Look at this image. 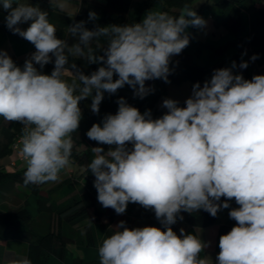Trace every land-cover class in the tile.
Instances as JSON below:
<instances>
[{
  "label": "clouds",
  "instance_id": "obj_1",
  "mask_svg": "<svg viewBox=\"0 0 264 264\" xmlns=\"http://www.w3.org/2000/svg\"><path fill=\"white\" fill-rule=\"evenodd\" d=\"M50 4L65 7L63 0ZM0 7L8 13L7 28L35 47L22 68L0 50V117L23 125L19 149L25 186L60 180L82 119L81 101L91 98L90 109L98 114L105 93L129 85L144 98L153 91L145 81L169 83L171 57L190 43L186 29L206 26L194 5L186 3L178 15L151 9L139 23L89 30L80 21L68 28L77 41L69 45L57 38L47 11L27 0H0ZM88 19L98 17L90 11ZM29 21L26 30L19 27ZM53 57V71L42 74L36 65L43 69ZM69 57L102 66L85 75ZM236 67L232 62L214 70L203 87L194 84L186 107L165 99L162 107L168 111L161 118L153 119L150 110L142 114L120 98L117 113L87 131L89 139L114 146L107 152L93 148L87 164L98 202L118 215L129 203L139 204L166 228L129 229L120 221L98 248L99 264H213L200 257L208 247L200 235L183 228L177 235L171 225L183 220L181 212L202 209L216 217L233 198L239 207L229 217L236 225L220 236L215 264H264V75L247 80L233 73ZM247 67L248 62L239 64ZM66 71L73 78L66 79ZM11 264L32 262L22 258Z\"/></svg>",
  "mask_w": 264,
  "mask_h": 264
},
{
  "label": "trees",
  "instance_id": "obj_2",
  "mask_svg": "<svg viewBox=\"0 0 264 264\" xmlns=\"http://www.w3.org/2000/svg\"><path fill=\"white\" fill-rule=\"evenodd\" d=\"M27 1L33 2L41 10L47 11L50 23L57 29L56 33L63 32L65 34L63 40L72 45L77 41L68 33V28L80 21H84L85 27L89 30H93L97 26L139 23L143 19V13L155 4L161 7V11H166L171 15H178L184 4L192 5L194 0H104L103 2L80 0L78 11L74 16H67L57 11L54 6H51L50 0ZM204 8L210 12L215 25L221 26L235 36V39L231 42L236 48L235 63L243 78L251 80L249 77L254 74H250L248 68L240 69L239 64L244 61L243 53L250 51L252 55L258 56L255 60L256 64L264 67V0H214L212 4L204 3L200 5L198 10H203ZM0 11L8 14L2 7H0ZM90 11L95 12L98 19L90 21L88 19ZM244 13L249 17V30L246 33L242 32V16ZM0 30L13 33L7 28L5 20L2 19H0ZM187 34L189 35L190 43L180 54L171 58L168 80L175 84L188 81L192 87L194 84L200 83L201 87H203L204 82L211 79L214 70L227 67L224 61L211 63L207 67L196 63L194 57L198 56L207 45L196 38L195 27ZM15 35L19 36L18 34ZM100 44L102 48L107 46V42L104 40L100 41ZM228 47V43L223 46L210 47V57L214 60V56H222ZM102 48L97 50L98 55L103 54ZM30 56L23 59L15 57L11 59L18 67L22 68L25 60L30 58ZM54 59L53 57V62L45 65L43 69L36 65L37 69L42 74L50 75L54 69ZM72 63H75L77 69L85 75H90L102 66L101 64H89L82 58L73 60L72 57H69V64ZM116 78L118 77L114 76V79ZM166 84L162 79L145 81V87L151 88L153 91L144 98L136 96L134 89L129 85L117 90L115 94L105 93L104 99L99 106L98 114H94L90 109L91 98H86L79 103L82 119L78 130L72 134L74 148L70 161L84 167L86 181L77 189V193L73 198L60 207L49 202L48 195L50 192L47 196L40 194L41 185L30 184L25 186L23 184L26 166L7 171L0 165V199H6L15 187H23L28 191L29 195L34 197L39 213L37 218L32 216L28 208L29 201L27 197L18 204L14 202V205H6L4 210H0V264L7 263L5 242L10 240L22 242L21 250L19 249L18 252L21 254L25 253V257L32 264H64L63 255L67 244L78 242V235L74 225L87 217H91L95 223L100 224L110 236L113 224L119 215L111 208L104 211L96 206L98 200L97 190L93 186L95 177L87 170V164L90 163L95 155L92 151L93 148L101 147L107 152L112 146L98 144L96 141L89 139L86 133L93 124L102 126L106 115H115L117 113L119 108L117 101L120 98H123L128 105L136 107L142 114L150 110L153 119L161 118L167 111L159 112L157 104L165 91ZM178 106L186 107V104L179 101ZM22 128L23 125L19 122H7L0 117V159L12 152L11 145L18 136L22 135ZM127 147L131 149L132 145L128 144ZM64 183L61 182L58 187ZM223 201L224 198L222 197L221 202ZM229 204L230 208L221 209L216 217H212L202 209L193 213L181 212L180 215L183 216V221L192 226L208 227L217 222L221 211L227 213L228 217L224 223L219 225L216 235V250L220 251V236L227 234L236 225V221L229 217V211L239 206L235 203L234 198L229 201ZM136 207L139 208L142 217L147 219L146 226L157 227L162 231L166 230L164 225L156 219L152 210H146L139 204L131 203L130 211ZM171 227L175 232L176 223L171 225ZM83 231L85 242L90 245L93 240L90 227L85 226ZM72 264H99V261L77 259Z\"/></svg>",
  "mask_w": 264,
  "mask_h": 264
},
{
  "label": "crops",
  "instance_id": "obj_3",
  "mask_svg": "<svg viewBox=\"0 0 264 264\" xmlns=\"http://www.w3.org/2000/svg\"><path fill=\"white\" fill-rule=\"evenodd\" d=\"M97 1L103 2L104 0H97ZM55 2L56 0H53V5H55ZM63 2L65 4L63 10H60L54 6L55 9L67 16H74L78 11L80 0H63ZM213 2L214 0H194L192 3V5H194V10L197 12V14L202 18H204V20L206 21V25L210 23V25H212L213 27L211 29V36L213 39L210 38V39H206L205 41L200 40L201 42H204L207 45V47H205L198 56L194 57V61L204 67H207L211 63H213V59L210 57V50H211L210 47L223 46L224 44L228 43L229 47L227 48V50L230 49L231 57L233 59H234V55L236 54V48L231 44V42L235 39V36L232 33L223 29L221 26L215 25L210 15V12L206 8H204L203 10H198L200 5H203L204 3L212 4ZM27 3H29L32 6H35L34 5L35 3L33 2L27 1ZM151 9L161 11V7L158 4H155L143 13V18L146 15V13ZM6 16H7L6 13L0 11V19L5 20ZM30 23L31 21L23 23L19 25V27H21L22 30H26L27 27L30 26ZM192 28H193L192 26H189L186 29V32L187 33L190 32ZM198 29L200 28L195 27V35H197ZM248 30H249V17L246 13H244L242 16V32L246 33ZM64 35L65 34L61 31L56 33L58 39H64ZM0 50L7 52V54L11 58L15 57L17 59H23L27 56H30L35 51V47L32 43H30L29 41H27L26 39L20 36H17L13 33H9L5 30H0ZM226 51L222 56L226 54ZM246 53H250L252 55L250 51H245L243 53V58ZM215 60L218 62L220 58L217 57ZM249 73L253 74L251 71H249ZM71 75L73 76L72 72L66 71L65 78ZM252 77L253 76H250L249 79H252ZM2 162L3 163L0 162V165H2L5 169L7 166H9V168L11 169V170L6 169L7 171H13L25 166L22 155L20 153L19 145L16 149H12V152L8 155L7 159H2ZM60 176L63 177V179L58 183L55 182L52 187L48 188V191L50 192L48 195L49 202L59 207L67 203L71 198H73V196L77 193V189L83 184V179L81 181H78L74 178L75 173L74 171H72V166H68L66 169H64L61 172ZM78 176H81V174ZM61 182H65V183L62 184V186L58 187V185ZM42 185H41L40 194L42 196H47L46 193L42 192ZM27 199L29 201L28 208L30 209V206L31 205L33 206V210L30 209L32 216L34 218H37L39 213L37 211V205L34 200V197L29 195L28 193ZM130 205L131 203L128 204V207L124 214H120L117 217L115 223L113 224V230H111L110 235L113 234V232L115 231L114 227L120 221H125L126 226L129 229H133L137 227L143 228L146 226L147 219L142 217L139 208L136 207L135 209L130 211ZM96 206L104 211L109 209V208H104L98 202V200L96 202ZM227 217L228 214L221 211L217 222L208 227L192 226L187 222L177 218L175 232L177 233V235H180V229L183 228L186 234L200 235V238L205 243L208 244V247L203 250V252L200 254V257L204 258L205 256H207L209 260L210 261L212 260L213 264H215L216 256L219 253V251L216 250V235H217L218 227L220 224L226 221ZM85 226L90 227V231L93 237L92 243L90 245H87L85 242L84 231H83ZM74 228L76 229V233L78 235V242H70L72 246L69 247L68 244L70 243L67 244L63 255V263L72 264L73 261L77 259L85 260V261H99L98 248L102 243L103 239L109 236L107 234V230L102 228L100 224L95 223L91 217H87L86 219L78 222L77 224L74 225ZM5 245L7 247L6 257H5L7 259V263L4 264H11L12 261L26 258L24 255L25 253L21 254L18 252L19 249L21 250L22 242H19L17 240H10L8 242H5Z\"/></svg>",
  "mask_w": 264,
  "mask_h": 264
},
{
  "label": "rangeland",
  "instance_id": "obj_4",
  "mask_svg": "<svg viewBox=\"0 0 264 264\" xmlns=\"http://www.w3.org/2000/svg\"><path fill=\"white\" fill-rule=\"evenodd\" d=\"M212 25L207 24L204 28H200L198 29V33H197V39L205 41L206 39H213L211 36V29H212ZM218 56H214V60L213 63H217V61L215 60ZM222 57V58H221ZM252 55L250 53H246L244 55V61L248 62V70L251 71L254 75H262L264 74V67L262 66H258L256 64L255 61L251 60ZM171 58H174V56H172ZM220 60L218 62L224 61L225 65L227 68L231 67L232 62H235L234 59L231 57V52L230 49H228L226 51V54L224 56H220L219 57ZM233 73L234 74H239L242 75L238 69V67H236L235 69H233ZM253 75V76H254ZM73 76H69L66 77V79H71ZM192 86L190 84V82L188 81H184L180 84H175V83H167L166 84V88L164 93L161 95V97L159 98L158 104H157V110L159 112H166L168 111L166 108L162 107L163 101L165 99H172L175 100L177 102L182 101L185 102L188 98L191 97L192 95ZM114 147V146H112ZM8 155L1 158L0 162H2V159H7ZM8 163V162H7ZM6 164V162H5ZM25 164V163H24ZM69 166H72V171H74L75 176L74 178L78 181H81L83 179V183H85L86 181V177L84 176V167L78 164H75L73 162L70 161ZM7 170H9V166L6 167ZM11 170V169H10ZM81 176H78L80 175ZM63 179V177L60 178V180L58 182H60ZM56 182V183H58ZM54 185V183H46L42 185V192L48 194V188L52 187ZM28 195V191L23 188V187H15V189L13 190L12 193L8 194V196L6 197V199L2 200V198L0 199V210H4L6 205H14V202H16L17 204L19 202H21V200H23L25 197H27ZM2 201H4V203H2ZM30 209L33 210V206H30ZM72 246V244H68V247Z\"/></svg>",
  "mask_w": 264,
  "mask_h": 264
},
{
  "label": "built area",
  "instance_id": "obj_5",
  "mask_svg": "<svg viewBox=\"0 0 264 264\" xmlns=\"http://www.w3.org/2000/svg\"><path fill=\"white\" fill-rule=\"evenodd\" d=\"M20 137H21V136H18V137L14 140V142H13L12 145H11L12 149H16V148L18 147Z\"/></svg>",
  "mask_w": 264,
  "mask_h": 264
}]
</instances>
